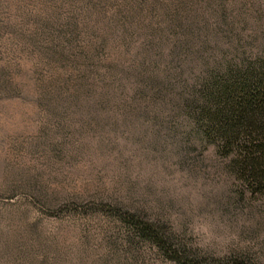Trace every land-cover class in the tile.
<instances>
[{
    "label": "trees",
    "instance_id": "1",
    "mask_svg": "<svg viewBox=\"0 0 264 264\" xmlns=\"http://www.w3.org/2000/svg\"><path fill=\"white\" fill-rule=\"evenodd\" d=\"M15 87L41 120L98 134L90 157L118 143L102 135L109 125L183 122L226 159L242 196H264V0H0V90ZM46 173L19 184L43 214L73 225L105 217L135 253L151 248L177 264L207 257L102 179L50 190L35 184Z\"/></svg>",
    "mask_w": 264,
    "mask_h": 264
},
{
    "label": "rangeland",
    "instance_id": "2",
    "mask_svg": "<svg viewBox=\"0 0 264 264\" xmlns=\"http://www.w3.org/2000/svg\"><path fill=\"white\" fill-rule=\"evenodd\" d=\"M9 89L0 90V264H177L151 248H126L105 217L73 225L43 214L19 186L35 182L37 170L47 173L35 184L50 190L102 179L123 201L180 229L207 256L202 264H264V196H242L226 159L187 135L185 123L174 130L151 118L109 125L102 135L118 143L105 152L98 134L78 136L72 124L41 120L31 94ZM88 143L99 146L91 157Z\"/></svg>",
    "mask_w": 264,
    "mask_h": 264
}]
</instances>
